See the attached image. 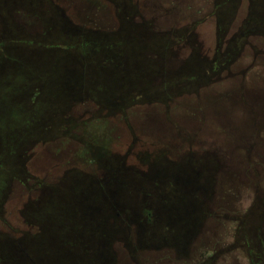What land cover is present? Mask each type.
I'll list each match as a JSON object with an SVG mask.
<instances>
[{"label": "flooded vegetation", "instance_id": "flooded-vegetation-1", "mask_svg": "<svg viewBox=\"0 0 264 264\" xmlns=\"http://www.w3.org/2000/svg\"><path fill=\"white\" fill-rule=\"evenodd\" d=\"M37 1L44 11L41 15L34 12L35 20L20 9L15 15H22L23 20L13 16L19 24L13 26L15 31L6 29L4 22L0 24V216L6 213L4 209L18 208L14 221L9 220L13 211L6 216L9 219L0 218V264H67L77 250L78 257L86 256L88 241H104L111 234L107 240L118 245L119 226L126 228L130 243L135 225L146 227L143 241L147 245H162L160 249L183 259L181 264H198V245H193L199 229H206L213 237L215 224L221 226L218 207L229 209L215 203L221 168L210 166L204 172L189 168V161H183L184 154L175 149L173 157H163L172 164H161L162 160L153 178L132 177L130 173L120 176L117 155H106L102 146L91 148L93 141L87 137H95L98 131L93 127L102 120L108 123L129 99L130 106L141 99L160 105L183 91L202 92L212 84H236L237 80L231 78L237 76V72L231 74L236 66L246 67L251 80L261 75L264 69L251 68L264 62L260 53L264 0H204L192 4L191 12L180 10L175 14L166 11L165 0H147L144 13L131 10L125 0H105L111 3L114 17L111 12H92L87 1ZM74 17L95 20L102 27L87 29L75 23ZM235 17L243 22L231 32ZM211 18L215 19L214 44L200 27ZM113 21L115 30L111 31ZM36 25L45 31H27ZM249 36L256 38L253 45ZM242 58L248 63L239 64ZM207 93L206 89L202 92V104L208 102ZM194 94L199 98V93ZM233 95L244 101L239 94H229ZM246 100L251 101H244L252 114L250 130L257 136L243 145L241 175L244 181L261 182L263 114L252 107L259 100L257 96L249 94ZM173 126L178 129L181 125ZM181 139L177 148L186 137ZM197 143L210 148L211 160H215L217 145L223 168L221 143L214 138L212 143ZM251 163H257L258 168H252ZM157 192L160 200L152 203ZM132 193L142 194L143 199L130 213ZM119 195L127 203L123 210L119 208ZM167 195L177 196L165 201ZM263 195L262 188L257 194L261 203L250 220L243 219L246 210L238 214L235 241L245 247L252 244L262 252L260 256L249 254V264H264ZM11 197L14 204L8 209ZM200 198L204 199L199 204ZM157 210L163 212L161 225L154 219ZM161 226L168 234L160 235L157 229ZM213 257L214 253L207 260Z\"/></svg>", "mask_w": 264, "mask_h": 264}, {"label": "rangeland", "instance_id": "rangeland-1", "mask_svg": "<svg viewBox=\"0 0 264 264\" xmlns=\"http://www.w3.org/2000/svg\"><path fill=\"white\" fill-rule=\"evenodd\" d=\"M55 1L62 3L63 0ZM72 1L73 0H71V2ZM75 1L90 2L89 5L93 7V9H91L92 12H111L110 15L114 17L113 7L108 1ZM120 1L122 2V0ZM125 1L129 2V8L136 13H144L147 10V0ZM165 1L166 3H164V8L166 11L168 13L175 14L180 10L191 12L192 4L196 3L199 5L204 0H191L186 2H180L179 0ZM41 5L43 6V4L37 0H27L26 2H20L19 0H0V24H3V22L6 23V29L8 28L10 32H13V30L15 31L13 26H16V24L19 25L16 18L13 17L17 16L15 15L16 12L20 11V9H23L29 13L28 14L24 12V15H32L35 20L36 17H34L33 13L38 11L41 15L44 11L43 8H41ZM208 11L210 10H207V12ZM238 15L241 16L242 14ZM17 17L23 20L22 15ZM74 19L75 20L73 21L75 23L82 25L87 29H99L102 27H100V24H98L95 20L89 22L88 20H80L75 17ZM44 20L46 21V19ZM134 21L140 22V20L136 18H134ZM242 22V18L235 17L231 21V32H236L238 28H240ZM201 24L202 25L200 27H203L202 31L206 32V37L209 38V43L213 42L214 44L215 19L211 18L210 20L204 21ZM109 27L111 28V31L115 30L114 21L109 25ZM115 27H117V25ZM40 30L45 31L43 27L40 29L38 25L34 27L29 26L27 29V31L32 34ZM244 31L247 32V30ZM249 37L250 40H248L251 42V45H253L256 41V38L252 36ZM10 41L11 40H6V42ZM260 41V45H263V49H261L262 51L260 53H262V59H264V40ZM245 50L249 49L246 47ZM249 51L253 53L251 50ZM247 56H249V54H247ZM244 60L246 59L242 58L239 61V64L248 63L247 60L246 62H244ZM258 65L251 69H256L257 71L264 69L263 61H260ZM245 69L246 67L241 68L238 66L231 69L232 75L237 72V76L231 77L237 80L236 84L225 83L223 86L219 85L215 87H212L215 85L212 84L210 87L208 86L209 88L206 87L202 89V92H204L205 89L208 91L207 94L209 98L208 102L205 104H202L201 102L203 95L199 89L194 92L199 93V98H197L194 93H191V90H189L190 92L187 93H184L183 91V93L179 94L181 96H177L172 101H166L163 102L164 104L162 103L160 105L159 103L156 104L155 102H148L146 100L144 101L141 98V100H138V102L134 103L132 106H130V99L128 101H124V103H122V107L117 110V114L115 113V116L112 114L109 117L110 119H108V123L102 120L100 124H98L96 127H93L94 131H98V133L94 134L95 137H90V135L87 137L89 141H93L91 143L93 147L91 148L102 146L104 147L102 152H104L106 155H111V153H113L114 156L117 155L119 172L122 173L120 176L122 175L126 177L128 176V173H130L132 177L137 176L141 178H147L150 175L151 178H153L154 173L157 171L155 169L160 167L159 163H161L162 160L164 161L161 164H172V162L169 163L163 157H173L175 154V149L176 151H180L182 154H184L183 161H189L187 163L189 168L193 166L197 169V171L200 172H204L205 168H209L210 166H214L216 169L218 168V170L221 168V171L217 177L218 180L215 192V203H221L225 209H229L223 211L221 210V207H218V210H220L218 220H221V226L219 224H215L213 237L211 234H207L206 229H203V231L199 229L200 233L198 240L193 245V248L196 244L198 245L199 253L196 256L198 257V264H249V254L253 257V255L260 256L262 253L257 252L258 250L255 249L252 244V247L249 244L248 247H245L242 242V244L240 242L237 243L234 237V235L237 233L236 231L239 230L237 227V223L239 222L238 214L246 210L247 217L245 216L246 218L243 219L250 220L252 217L251 214H254L257 211V205L261 203L257 200V194L262 188L264 189V165L262 166L261 170V182L254 180L244 181L241 175L244 171V161H242L244 149L243 145L245 144L246 140L250 141L257 136L253 135L254 131L251 132L250 130V128L253 126L252 114H249V106L245 105V102L248 104L251 102L246 100V98L249 97V94L258 97L259 100L253 102V106H251L254 107V109L256 108L262 111V119L264 120V70L262 71L261 75L255 77L254 80H251V78L248 76V72H246ZM257 74H254L253 76H256ZM121 85L122 84L119 83L118 87ZM118 91H120V88ZM232 93L239 94V97L244 98L245 102L243 100L240 101V98L235 95L229 96V94L231 95ZM131 102L133 103L132 100ZM165 114H167V116H164ZM173 124H179L181 126L178 129H175ZM128 125L130 128H128ZM222 128L225 130V132L222 131ZM181 136L186 137L187 140L183 139L184 142L182 146L177 148V146L181 145ZM212 138H214L216 142L222 144L221 152L219 151V153L223 155V168L222 159L217 153V145L213 144L216 157L214 158L215 160H211L212 156L209 152L211 151L209 150L210 148L207 149V147L200 146L197 143L198 140L204 143H212ZM50 146H56V144H52ZM259 147H262L261 144ZM71 151H73V149H71ZM85 154H88V152ZM93 154L94 153L92 152L91 155ZM141 161L143 162V165L142 163L140 164ZM144 161H147L148 163L144 164ZM184 165L185 164L183 163L182 166ZM250 165L252 168H258L257 163H251ZM152 166L155 167H153L152 170L148 172V168ZM146 172H148V174H146ZM210 176L211 173L208 174V178ZM132 180L133 179H130V183ZM157 195L156 199H151L152 203L160 200V192H157ZM176 196L177 195L171 196V198L173 199ZM130 197L133 200V205L130 206V213H132L134 205L136 206L138 200L141 201L143 196L142 194L139 195L137 193H132ZM167 197L168 199L165 201L171 199L169 195H167ZM188 198L190 199V194H188ZM203 199L204 198H200L198 203L200 204ZM161 202L163 201L161 200ZM202 203L206 204L205 202ZM13 204L14 201L11 197V199L8 200V209L11 205L13 206ZM118 204L120 210H123L125 207H127L126 200H123L120 195L118 197ZM17 210L18 208L15 207H13V210L4 209L6 213L2 214L0 218L2 219L6 217L10 212L13 211L14 215L10 219L8 217H6V219L14 221L18 216V213L16 212ZM218 210L216 209V211ZM135 211L138 212V209ZM162 213V210L155 211L154 219L156 224L159 223L161 225L162 221H160V219H162ZM218 220L216 221L219 223ZM145 228L146 227L144 225H135V227L133 226L132 232L130 233L129 243L126 228L119 226V237H121V241L120 239L118 240V245H115L111 241L107 240L111 237V234H108V237H106L107 239L104 241H88L85 244L86 256L84 255V257H78L79 253L77 250L76 256H71L68 258L67 264H181L184 262L183 259H181L179 256H176L175 253L170 252L169 254V250L164 251L160 249L162 245L160 246L159 244L154 243L147 245L143 241ZM107 229L108 232H111L110 227ZM166 229L167 228L161 226V228L157 230L160 231L161 235L168 234ZM171 229L173 232L174 229ZM156 233L158 234V232ZM170 235H173V233ZM209 238L212 239L209 240ZM237 238H239V236H237ZM76 245L77 248H79V243H76ZM128 247H130V250L127 249ZM191 252L190 255L188 254L189 259L191 258ZM212 253H214V257L211 258L212 261L207 260V257L211 256ZM181 257H184V255H181Z\"/></svg>", "mask_w": 264, "mask_h": 264}]
</instances>
